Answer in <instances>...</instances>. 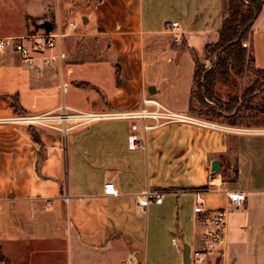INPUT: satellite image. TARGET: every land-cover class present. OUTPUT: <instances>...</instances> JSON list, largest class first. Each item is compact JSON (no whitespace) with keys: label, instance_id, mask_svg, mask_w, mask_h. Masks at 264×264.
I'll use <instances>...</instances> for the list:
<instances>
[{"label":"crops","instance_id":"0c3cea01","mask_svg":"<svg viewBox=\"0 0 264 264\" xmlns=\"http://www.w3.org/2000/svg\"><path fill=\"white\" fill-rule=\"evenodd\" d=\"M0 2L2 17L16 19L0 37H18L32 54L26 62L14 48H0V250L10 264H183L185 243L191 264H264V127L190 113L196 59L204 61L206 46L218 40L226 0ZM45 20L62 34L52 50L35 47ZM172 21L178 28L167 29ZM246 42L254 67L264 69V0ZM56 50L65 57L44 62ZM144 98L197 121L144 131L132 118L51 126L20 119L62 106L156 107ZM134 122L144 146L133 150L127 137ZM108 181L116 194L103 193ZM145 190L163 198L141 211ZM233 191L245 197L228 210L222 241L193 260L210 216L228 208Z\"/></svg>","mask_w":264,"mask_h":264},{"label":"built area","instance_id":"2783aa9c","mask_svg":"<svg viewBox=\"0 0 264 264\" xmlns=\"http://www.w3.org/2000/svg\"><path fill=\"white\" fill-rule=\"evenodd\" d=\"M166 28L174 30L178 28V22L172 21L166 24ZM62 34L59 31H49L44 32L41 35H38L40 41L35 42V47L39 50L44 49H55L57 47V38ZM175 43L179 44L180 36L176 32ZM246 41L243 42V46H247ZM12 47L14 48L24 61L30 62L32 59L31 49L27 47L22 41L19 40L16 36H6L0 37V48ZM65 57V53L60 50H56L54 53H51L44 57V62L48 64H56L60 59ZM155 104L154 109H147L144 106L137 111H81L74 110L72 108L62 106L59 107L56 111L46 112L37 115H28L20 117L21 120L31 121V122H40L44 125L51 126L52 122H61L67 123L69 121H77L79 123H85L96 119L102 118H132V119H141L142 120V129L147 131L148 129L154 127L155 125L173 120H196L193 117L175 113L165 108L159 104L156 100L146 99L142 100L143 105L147 103ZM147 119H153V123H148ZM60 130L66 131L67 126L59 127ZM131 130L127 137V146L129 149H139L144 146V139L140 134L137 133L138 126L134 122L131 125ZM103 193L107 195H113L117 193L115 184L111 181L104 183ZM244 193L240 191H233L228 193L229 206L228 208L216 209L213 214L210 216L208 224L204 228L202 239V245L195 249L192 252L193 260L200 262L204 259L206 254L216 251L218 244L222 241L224 237V228L226 223V216L230 208L238 207L242 204L244 200ZM163 198V193L158 191H149L145 190L138 196L137 205L141 211H145L148 205L152 202L160 203ZM196 212L202 210L201 202H198L197 206L194 207Z\"/></svg>","mask_w":264,"mask_h":264},{"label":"trees","instance_id":"16d2710c","mask_svg":"<svg viewBox=\"0 0 264 264\" xmlns=\"http://www.w3.org/2000/svg\"><path fill=\"white\" fill-rule=\"evenodd\" d=\"M262 5L263 0H228L226 2L228 13L219 29L218 40L215 43L208 44L205 51V57L218 53L214 65L206 68L199 59H196L190 108L194 95L203 103L206 99H216L214 86L220 79L226 80L230 67L237 73H242L248 67L249 60L252 61V57L249 49L243 46V42L249 39L252 22L260 12ZM256 72L264 79V69L257 68ZM118 74L119 68L117 69ZM258 82L255 81L254 85L248 87L246 91L252 90ZM244 95H247V93ZM237 100L236 95H231L228 101L220 102L219 106L229 110L235 107ZM12 106L15 110L18 109L16 98L12 99ZM32 137L36 141L39 140L34 130H32ZM0 261L4 264H10L1 250Z\"/></svg>","mask_w":264,"mask_h":264},{"label":"rangeland","instance_id":"374dc122","mask_svg":"<svg viewBox=\"0 0 264 264\" xmlns=\"http://www.w3.org/2000/svg\"><path fill=\"white\" fill-rule=\"evenodd\" d=\"M3 13V9H0V31L12 27L16 20L13 17H2ZM217 54L205 57L201 62L206 68L212 67ZM256 69L251 60L242 73H237L230 67L226 80L220 79L214 86L215 100L206 99L203 103L194 95L190 108L191 115L202 120L233 126L264 127V79L258 75ZM255 81L259 82L252 90L246 91ZM246 93L247 95L243 96ZM231 95L238 98L235 107L229 110L221 108L220 102L228 101Z\"/></svg>","mask_w":264,"mask_h":264},{"label":"water","instance_id":"95a60500","mask_svg":"<svg viewBox=\"0 0 264 264\" xmlns=\"http://www.w3.org/2000/svg\"><path fill=\"white\" fill-rule=\"evenodd\" d=\"M38 26L44 28L46 32L51 31L53 28L52 23L48 20L42 21L41 23H39ZM218 162L219 161L215 159L212 161V164H211V168L215 172L219 171L220 169ZM183 264H191L190 247L187 243L184 244V248H183Z\"/></svg>","mask_w":264,"mask_h":264}]
</instances>
